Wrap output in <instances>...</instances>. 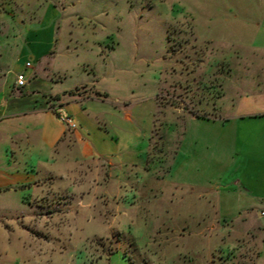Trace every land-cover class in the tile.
I'll list each match as a JSON object with an SVG mask.
<instances>
[{
  "label": "rangeland",
  "instance_id": "rangeland-1",
  "mask_svg": "<svg viewBox=\"0 0 264 264\" xmlns=\"http://www.w3.org/2000/svg\"><path fill=\"white\" fill-rule=\"evenodd\" d=\"M0 9L7 65L16 67V45L22 46L28 26L54 17L53 55L39 78L30 79L32 87L48 90L58 79L55 92L88 84L83 93L92 95L71 103L73 116L59 107L81 136L60 144V164L42 188L45 200L34 192L22 198L0 191V264H264V148L255 158L248 143L224 180L256 185L260 198L245 199L241 218L234 205L220 210L212 203L205 206L209 221H199L192 207L170 202L194 193L167 178L182 133L174 118L185 106L181 101L196 97L204 104L195 111L205 113L223 95V73L220 66L211 70L208 53L232 59L238 52L246 59L231 62L226 103L243 98L242 104H254L240 112H264V89L254 83L264 76V0H0ZM208 37L229 44L212 52ZM198 52H205L203 61ZM104 135L118 140L117 149L103 143ZM162 136L169 137L165 148ZM150 137L144 167L141 149ZM112 149L120 185H107V162L93 159ZM79 166L93 169L81 187L72 178ZM212 220L216 228L202 233ZM242 228L249 234L238 237Z\"/></svg>",
  "mask_w": 264,
  "mask_h": 264
},
{
  "label": "crops",
  "instance_id": "crops-1",
  "mask_svg": "<svg viewBox=\"0 0 264 264\" xmlns=\"http://www.w3.org/2000/svg\"><path fill=\"white\" fill-rule=\"evenodd\" d=\"M1 11L0 9V191L14 192L22 198L26 192H34L38 200H45V192L42 188L47 180L51 181L52 178L49 175L54 174L56 166L60 164V144L67 141L71 142L72 138L81 136V133L75 131L78 125L76 129L72 130L59 119L58 114L62 113L59 107L73 116L72 111L69 110L71 103H83L92 95L86 94L88 84L76 85L74 88L55 92V83L58 82V79L56 81L51 80L52 83L49 84L48 90L42 91L32 87V80L30 79L32 77L34 80L39 78L38 75L41 68L44 67V62L53 55L55 45L54 17L53 20L46 18L42 24L39 22L38 25L32 23L28 26L22 46L16 45L19 48L13 58L16 67L11 68L7 65L4 61L7 34L3 31L6 17L2 19ZM260 21L264 24V12ZM204 42L209 44V50L212 52L218 50L216 49L217 46H222L226 42L229 44L226 40L222 39L217 42L211 37L205 39ZM260 49L264 51V45ZM205 55V52H198L197 61H203ZM234 57L238 59L239 63L242 60L246 61L243 56H238V52L236 55L230 56L232 59ZM207 58L211 62L209 66L211 70L215 68L218 70V66H220V72L223 73L221 76L223 78L221 82L223 95L215 104V101L211 102L212 104L208 105L211 108L205 113L195 111L196 107L204 104L198 102L196 97H191L190 103L184 102V99L181 101L180 105L185 104V106L182 107L183 110L180 115L174 118L175 123L180 125L182 133L181 137L178 138L176 155L173 160L171 158L172 163L167 178L185 190H191L194 194L189 199L182 198V202L178 201L177 198L174 199L173 195L170 202L173 204L175 201L178 206L192 207L190 215H194L195 212L199 213V221H209L212 214L207 207L212 203L215 209L219 207L220 210L223 207L227 209L228 205H234L236 207L235 215L241 218L243 215L241 207L246 204V201L259 197L255 189L256 185L233 178L227 183H224V180L228 173L239 165L238 162L242 159L241 155L245 152L248 143H251L250 153L255 158L258 155L257 148L259 146L264 148V112H240L241 109L254 104L243 103L244 106H242L243 98H240L237 105L227 104L226 98L230 93L226 89V81L234 71L231 62L235 59H228V56H220L215 53L214 55L208 53ZM27 62L31 63L30 68H26ZM262 62L264 63V60ZM37 65L39 66L38 70ZM26 71L30 73L26 74ZM21 72H25L28 83L24 88H17L15 79L17 74ZM254 83L258 86L257 89H264V76L257 83ZM179 88L184 90V86ZM83 92H86V95ZM231 110L234 111L230 112ZM73 113L76 116L80 115L75 111ZM22 117L27 118L24 128L20 127L19 122ZM23 138L27 141L25 146L21 144ZM168 138V136L161 137L163 148L166 147ZM151 140L152 137H150L149 143L141 149L144 151L142 163L144 167L146 159L149 158ZM102 141L103 143L108 142L110 147L113 146L117 149L118 140L115 141L113 137L109 139L104 135ZM115 149L95 152L93 157L96 161L107 162L108 178L105 180L107 185L114 180L119 185L122 182L119 177L120 174L115 175L116 173L113 172L116 166L113 161L117 152ZM84 161L88 163L87 159ZM132 165L137 167L139 164L134 162ZM75 170L77 171L72 174V178L77 187L86 184L89 174L93 172L91 166H79ZM98 171L97 169L96 174ZM40 174L44 176L40 178ZM102 184L97 183V185ZM37 188L41 190L38 192ZM226 217H228V212L225 213V221H227ZM213 222L212 220L207 228H202V233L205 230H214L216 227ZM226 224L227 226L231 225L228 221ZM230 233H235V231L232 230ZM243 234L247 236L249 231L242 228L236 235L241 237ZM235 248L237 249V246ZM219 264H231V262L226 260Z\"/></svg>",
  "mask_w": 264,
  "mask_h": 264
},
{
  "label": "built area",
  "instance_id": "built-area-1",
  "mask_svg": "<svg viewBox=\"0 0 264 264\" xmlns=\"http://www.w3.org/2000/svg\"><path fill=\"white\" fill-rule=\"evenodd\" d=\"M30 67H31V63L27 62L26 68H30ZM27 83H28V78L25 72L18 73L15 79L16 87L24 88L27 85ZM58 117L63 123H65L69 127V129L74 130L77 128V124L71 116H65L63 113H59Z\"/></svg>",
  "mask_w": 264,
  "mask_h": 264
}]
</instances>
